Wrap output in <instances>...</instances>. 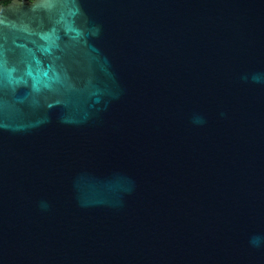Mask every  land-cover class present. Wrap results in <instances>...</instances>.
I'll use <instances>...</instances> for the list:
<instances>
[{
	"label": "water",
	"instance_id": "1",
	"mask_svg": "<svg viewBox=\"0 0 264 264\" xmlns=\"http://www.w3.org/2000/svg\"><path fill=\"white\" fill-rule=\"evenodd\" d=\"M0 264H264V0L0 3Z\"/></svg>",
	"mask_w": 264,
	"mask_h": 264
},
{
	"label": "trees",
	"instance_id": "2",
	"mask_svg": "<svg viewBox=\"0 0 264 264\" xmlns=\"http://www.w3.org/2000/svg\"><path fill=\"white\" fill-rule=\"evenodd\" d=\"M11 0H0V3L3 4V5H6L10 2ZM29 1H32V0H29Z\"/></svg>",
	"mask_w": 264,
	"mask_h": 264
}]
</instances>
